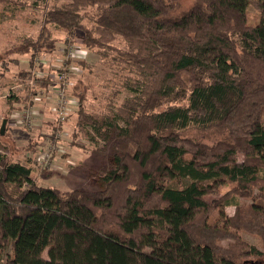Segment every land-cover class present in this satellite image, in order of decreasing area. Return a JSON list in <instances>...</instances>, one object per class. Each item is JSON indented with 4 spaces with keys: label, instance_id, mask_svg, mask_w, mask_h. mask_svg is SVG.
Listing matches in <instances>:
<instances>
[{
    "label": "trees",
    "instance_id": "trees-1",
    "mask_svg": "<svg viewBox=\"0 0 264 264\" xmlns=\"http://www.w3.org/2000/svg\"><path fill=\"white\" fill-rule=\"evenodd\" d=\"M251 1L33 0L42 33L81 29L114 52L132 95L100 114L79 93L80 126L114 149L96 189L39 184L0 151V264H264L241 234L264 239V0L256 24Z\"/></svg>",
    "mask_w": 264,
    "mask_h": 264
},
{
    "label": "rangeland",
    "instance_id": "rangeland-1",
    "mask_svg": "<svg viewBox=\"0 0 264 264\" xmlns=\"http://www.w3.org/2000/svg\"><path fill=\"white\" fill-rule=\"evenodd\" d=\"M67 1L49 0V4ZM33 3V0H0V150L14 160L33 166L37 183L61 189H96L99 178L113 166L114 149L110 142L95 135L89 125L80 126L79 93L86 96L85 110L104 114L132 95L122 85L126 71L121 61L113 58L114 52L107 54L109 50L103 54L84 42L81 29L72 33L46 24L50 33H42L46 9L42 2L38 6ZM192 3L193 0H182L181 6L187 8ZM247 20L255 24L261 21L259 0H252L248 5ZM32 40L36 41V47L23 51ZM53 42L55 45L51 48L49 45ZM112 43L121 48L126 46L120 38ZM63 97L70 98L65 120L58 115ZM26 107L36 111L31 124L22 123ZM4 118H7L6 127L1 133ZM59 120L63 123L61 131ZM55 132L59 137L53 138ZM186 134L213 143L225 132L194 128ZM93 135L95 138H91ZM42 147L53 148L46 168L38 161ZM239 157L243 158L242 152ZM207 198L211 200L214 195ZM234 209V205L226 207L229 214ZM241 234L247 241L264 247L261 235L250 231H241Z\"/></svg>",
    "mask_w": 264,
    "mask_h": 264
},
{
    "label": "built area",
    "instance_id": "built-area-1",
    "mask_svg": "<svg viewBox=\"0 0 264 264\" xmlns=\"http://www.w3.org/2000/svg\"><path fill=\"white\" fill-rule=\"evenodd\" d=\"M60 75H62V73H60ZM31 82L33 83V81H31ZM65 82L68 85V80H66ZM60 87H64V86L61 85ZM63 91L65 92V87L63 88ZM69 103H70V98L69 97L68 98H64L63 97L62 106H61V109H60L59 114H58L59 118L61 120H65L66 119L67 106H68ZM26 110H27V112L22 117V123L31 124L32 119L34 117L33 112L35 111V109H33L31 107H28ZM61 120H59V122H58V125H59L58 126V130H60V131L62 130V125H63V123H61L62 122ZM56 130H57V127L55 126V130L54 131H56ZM52 135H54L53 138L55 136L59 137V136H57L56 132H55V134L52 133ZM58 135H59V133H58ZM56 140L58 141V140H60V138H58ZM40 150H42V151H40V154L38 156V161L42 165V168H46L47 165L49 164L48 163L49 158L53 155V148H47L46 149V148L42 147V148H40Z\"/></svg>",
    "mask_w": 264,
    "mask_h": 264
},
{
    "label": "water",
    "instance_id": "water-1",
    "mask_svg": "<svg viewBox=\"0 0 264 264\" xmlns=\"http://www.w3.org/2000/svg\"><path fill=\"white\" fill-rule=\"evenodd\" d=\"M6 122H7V118H4L1 126V133L5 132Z\"/></svg>",
    "mask_w": 264,
    "mask_h": 264
},
{
    "label": "crops",
    "instance_id": "crops-1",
    "mask_svg": "<svg viewBox=\"0 0 264 264\" xmlns=\"http://www.w3.org/2000/svg\"><path fill=\"white\" fill-rule=\"evenodd\" d=\"M12 124V123H11ZM53 127H55V125L53 126ZM42 144V143H41ZM1 151V150H0ZM24 163V162H23ZM34 172H35V168L32 166V173H33V178L35 179V175H34ZM36 173H38V171H36ZM40 184V183H39Z\"/></svg>",
    "mask_w": 264,
    "mask_h": 264
}]
</instances>
